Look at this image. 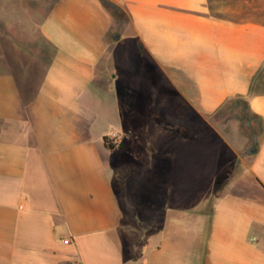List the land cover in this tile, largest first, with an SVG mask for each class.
Here are the masks:
<instances>
[{
	"label": "crops",
	"instance_id": "crops-1",
	"mask_svg": "<svg viewBox=\"0 0 264 264\" xmlns=\"http://www.w3.org/2000/svg\"><path fill=\"white\" fill-rule=\"evenodd\" d=\"M212 10L0 0V264H264V130L212 208L164 190L213 171L195 165V110L210 123L244 101L264 129V23ZM100 93L121 123L97 134Z\"/></svg>",
	"mask_w": 264,
	"mask_h": 264
},
{
	"label": "rangeland",
	"instance_id": "rangeland-1",
	"mask_svg": "<svg viewBox=\"0 0 264 264\" xmlns=\"http://www.w3.org/2000/svg\"><path fill=\"white\" fill-rule=\"evenodd\" d=\"M210 4L215 15L238 21L252 20L264 23V0H210ZM110 8L112 9L111 6ZM116 16L121 17V14L116 12ZM116 94H99L101 105L103 108L106 107V110H104L105 114L96 131L97 134L108 129L111 130L114 126L121 123L119 122L121 114L117 113V111L115 116L109 117L107 115L108 104H116ZM189 115H191V111ZM193 119V129L196 135L203 133L206 135L205 138L208 139L195 141L193 148L196 154L195 165L199 167L200 165H209L213 171L204 174L195 173L194 180L196 185L193 187L183 183L177 184L173 180L171 182L163 181L166 184L164 185V190L170 197H174L176 194L180 199H186L187 196H192L193 194L195 199H208L209 208H212L217 197L223 195L226 186L225 182L229 180L230 176L234 175L225 172V170L240 162L239 160L235 162V152H238L240 156H244L245 153L250 154L254 149L255 142L253 140L257 135L263 133L264 129L260 119L249 113L244 101L226 106L220 114L210 119V123L204 121L197 110L194 111ZM185 127L180 126V134L186 132ZM221 138H225L227 141ZM181 144L183 146V143L180 142V148H182ZM120 145L121 142L119 141L116 146L119 147ZM226 145H229L234 151L231 152V149L227 148ZM128 178L131 185L136 186V190L139 193L145 192L149 194L154 193L156 190L154 183H150L151 180H154L152 174H129ZM197 207L203 208L202 205Z\"/></svg>",
	"mask_w": 264,
	"mask_h": 264
},
{
	"label": "built area",
	"instance_id": "built-area-1",
	"mask_svg": "<svg viewBox=\"0 0 264 264\" xmlns=\"http://www.w3.org/2000/svg\"><path fill=\"white\" fill-rule=\"evenodd\" d=\"M109 138L113 144H117L119 142V135L117 133L112 134ZM70 242V239L64 240V243L66 244H69Z\"/></svg>",
	"mask_w": 264,
	"mask_h": 264
},
{
	"label": "trees",
	"instance_id": "trees-1",
	"mask_svg": "<svg viewBox=\"0 0 264 264\" xmlns=\"http://www.w3.org/2000/svg\"><path fill=\"white\" fill-rule=\"evenodd\" d=\"M104 141H105V145H106V147L109 148V149H115V148L118 147V146H116V144H113V143L110 141V138H109V137H105ZM119 148H121V147L119 146Z\"/></svg>",
	"mask_w": 264,
	"mask_h": 264
},
{
	"label": "water",
	"instance_id": "water-1",
	"mask_svg": "<svg viewBox=\"0 0 264 264\" xmlns=\"http://www.w3.org/2000/svg\"><path fill=\"white\" fill-rule=\"evenodd\" d=\"M119 38H120V36H119V35H117V36H116V39H119Z\"/></svg>",
	"mask_w": 264,
	"mask_h": 264
}]
</instances>
